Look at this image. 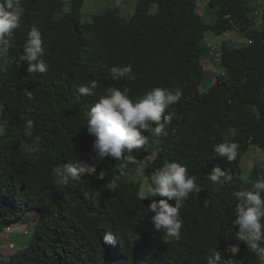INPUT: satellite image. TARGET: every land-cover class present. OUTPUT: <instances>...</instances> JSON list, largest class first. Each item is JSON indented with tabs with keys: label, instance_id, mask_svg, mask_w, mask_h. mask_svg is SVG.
Returning a JSON list of instances; mask_svg holds the SVG:
<instances>
[{
	"label": "trees",
	"instance_id": "trees-1",
	"mask_svg": "<svg viewBox=\"0 0 264 264\" xmlns=\"http://www.w3.org/2000/svg\"><path fill=\"white\" fill-rule=\"evenodd\" d=\"M84 1L70 0V10L62 13L63 0H21V25L0 58V124L5 127L0 136V250L7 226L32 210L40 213L28 244L4 264H207L213 251L221 252L220 264H261L236 239L232 221L238 203L234 192L253 190L264 179V165L249 178L242 166L251 146L264 152V0H210L217 14L213 23L198 11L199 0H139L130 17L116 6L88 21H83ZM34 26L44 37L42 59L50 66L44 74L29 73V63L19 59ZM232 29L246 35L248 43L233 47L223 40L225 71L202 92L207 33ZM129 64L134 80H112L110 67ZM89 81L98 84L95 94L79 96L77 88ZM111 87L129 89L133 100L154 87L182 93L162 113V118L171 116L168 134L157 138L144 130L148 143L130 153L134 162L123 168L111 157L94 159L95 137L86 128L85 112ZM29 120L32 135L25 131ZM233 141L239 144L236 160L228 162L214 152L216 145ZM155 152L147 174L179 162L201 189L190 193L180 209L179 239L156 229L153 213L141 215L151 200L139 199L142 182L134 174L141 160ZM79 161L96 163V173L84 175L82 182L62 183L54 169ZM216 166L231 177L222 187L208 178ZM106 233L116 243L105 244ZM236 243L240 251L232 257L225 249Z\"/></svg>",
	"mask_w": 264,
	"mask_h": 264
},
{
	"label": "clouds",
	"instance_id": "clouds-1",
	"mask_svg": "<svg viewBox=\"0 0 264 264\" xmlns=\"http://www.w3.org/2000/svg\"><path fill=\"white\" fill-rule=\"evenodd\" d=\"M24 8L21 0H0V58L4 57L9 48L10 41L14 37V30L21 25ZM43 35L37 27H32L27 34L23 51L19 54L20 61L29 63V73H47L49 65L42 59L45 54L43 47ZM112 80L127 78L134 80L133 68L129 65H113L108 69ZM98 87L95 81H89L87 85H81L77 92L81 97L94 95V89ZM182 93H175L167 88L154 87L142 97L133 100L129 96V89L108 88L103 96L85 112L87 119V131L94 136L93 149L95 160L111 157L115 161H121V168L134 158L129 155L133 151H139L148 143L147 137L142 134L144 130L155 137H163L168 134L167 126L171 116L162 113L172 104L180 100ZM32 98L31 93H28ZM3 106L0 105V112ZM34 122L29 120L26 126V134L32 135L31 129ZM5 127L0 124V136L4 135ZM233 136L235 132L231 133ZM239 144L237 142H225L214 147V152L220 157H226L228 162L236 160ZM152 156V155H150ZM143 160V159H142ZM141 160V161H142ZM141 163V162H140ZM60 181L68 184L70 181L82 182L84 175L96 173V163L79 161L65 163L54 169ZM102 179V175L99 177ZM209 180L214 186L222 187L231 177L226 171L216 166L208 174ZM218 190V188L216 189ZM201 191L196 178L189 175L187 166L179 162H169L156 171L151 183L144 190L138 192L140 200L150 199L151 203L141 211L146 216L153 213L151 221L158 230L163 229L168 236L180 238L182 217L180 209L189 194ZM264 179H260L253 185V190H238L234 196L238 203L235 208L233 226L237 229L236 239L243 242L264 264ZM157 197H161L157 199ZM169 201H174V205ZM105 244L116 243V237L111 233L104 235ZM225 251L236 256L240 251L239 243L228 244ZM222 254L213 251L207 264H220ZM228 264H231L229 260Z\"/></svg>",
	"mask_w": 264,
	"mask_h": 264
},
{
	"label": "rangeland",
	"instance_id": "rangeland-1",
	"mask_svg": "<svg viewBox=\"0 0 264 264\" xmlns=\"http://www.w3.org/2000/svg\"><path fill=\"white\" fill-rule=\"evenodd\" d=\"M65 2L63 12H67L71 8L70 0ZM210 0H199L198 11L203 15L207 22L213 23L216 19V11L209 5ZM139 0H85L82 8L83 21L91 19L96 12L103 11L110 7L119 6L122 8V13L130 17ZM157 6L154 4L152 11H156ZM61 16V14H58ZM227 40L233 47L243 46L248 43V38L243 33L232 29L222 35L207 33V42L210 44V51L203 59L205 74L200 90L206 92L216 82L218 74H223L225 69L221 65L222 42ZM157 156V152L152 156L144 158L139 164L137 172L134 174L136 180L142 182V190L149 185L156 173L152 171L147 174V165L150 164ZM264 165V152L257 146H251L244 156L242 166L244 169V177L249 178L252 170L255 167ZM114 184V181H109ZM40 217V213L32 210L30 213L23 216L20 222L7 226L6 231L2 234V249L0 250V264H4V260H8L15 252L24 248L31 239L35 225ZM27 231V232H26Z\"/></svg>",
	"mask_w": 264,
	"mask_h": 264
},
{
	"label": "crops",
	"instance_id": "crops-1",
	"mask_svg": "<svg viewBox=\"0 0 264 264\" xmlns=\"http://www.w3.org/2000/svg\"><path fill=\"white\" fill-rule=\"evenodd\" d=\"M16 224V223H15ZM3 234V233H2ZM1 237H2V235H1ZM1 249H2V246H1Z\"/></svg>",
	"mask_w": 264,
	"mask_h": 264
},
{
	"label": "built area",
	"instance_id": "built-area-1",
	"mask_svg": "<svg viewBox=\"0 0 264 264\" xmlns=\"http://www.w3.org/2000/svg\"><path fill=\"white\" fill-rule=\"evenodd\" d=\"M27 232V231H26Z\"/></svg>",
	"mask_w": 264,
	"mask_h": 264
}]
</instances>
